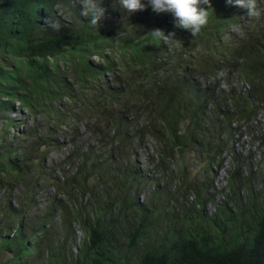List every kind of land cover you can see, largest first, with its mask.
Listing matches in <instances>:
<instances>
[{
    "label": "trees",
    "instance_id": "obj_1",
    "mask_svg": "<svg viewBox=\"0 0 264 264\" xmlns=\"http://www.w3.org/2000/svg\"><path fill=\"white\" fill-rule=\"evenodd\" d=\"M211 3L208 24L192 36L170 13L129 15L119 0H102L97 25L81 15V0H0V264H264V198L237 223L223 204L148 245L164 206L136 197L153 174L132 152L148 138L158 151L148 162L171 159L185 177L186 158L209 164L235 126L264 113V15L243 22V9ZM157 27L179 47L153 37ZM17 103L26 120L10 117ZM81 122L88 138L77 144L71 131ZM61 128L70 149L48 161ZM236 172L227 188L237 187ZM49 187L45 211L30 210L35 189ZM197 201L202 209L208 198ZM248 218L254 227L243 229ZM73 222L85 237L68 254Z\"/></svg>",
    "mask_w": 264,
    "mask_h": 264
},
{
    "label": "rangeland",
    "instance_id": "obj_2",
    "mask_svg": "<svg viewBox=\"0 0 264 264\" xmlns=\"http://www.w3.org/2000/svg\"><path fill=\"white\" fill-rule=\"evenodd\" d=\"M243 16L245 15L243 14ZM231 32L235 34L237 28ZM234 75L233 86L244 90L245 82L238 80L237 75ZM223 84L227 83L223 82ZM19 106H16V111L10 113L16 121L26 117L25 110L22 109L20 113L21 106ZM84 125L85 122H81L77 130L71 131L77 144L80 141L84 143V139L87 140L88 138V134H84L86 132ZM4 126L5 121L0 119V133ZM67 133V130L63 128L57 132L56 137L60 146L49 153L48 161L60 160L67 154L71 141V136ZM156 146L155 141L148 138L141 148L132 152L140 155L146 174L147 171L153 174L151 180L142 183L140 189L136 191L137 200L140 204L155 201L164 206L162 217L151 229V239L146 243L148 245L157 243L164 233L173 235L197 214L208 218L223 204H226V209L229 210L230 215L237 223L238 215L243 209L246 213L245 217H248L257 210L256 206L264 198V113L262 112L252 117L248 125L235 126L231 134L230 147L225 149L219 158L209 164L203 163L201 157L186 158L184 160L186 170H182L183 174L186 173L185 177L182 176L181 171L171 159H167L168 163L160 165H154L155 162H148L149 158L145 157L146 155L156 157L158 152L155 150ZM106 151L107 149L103 147L102 152ZM235 170L237 172L234 178L237 187L233 190L227 186L230 176ZM42 188L35 189L31 198L32 203L29 205L30 210L38 213L45 211V205L52 195L51 192H55L52 187ZM21 193L23 192H18L17 198L22 199ZM59 196L61 199L63 198L62 195L59 194ZM207 198L208 201L204 207L199 209L197 200H206ZM77 200L84 203L80 197H77ZM199 210H202V213H198ZM55 219H57L56 224L60 225L59 219ZM247 222L243 229L254 227V218H248ZM72 224L71 233L66 239L63 249L64 253L68 254L75 252L85 237V233L79 224L75 222ZM63 234L62 227L56 229L52 234V239L58 240ZM143 248L142 242L137 251H142Z\"/></svg>",
    "mask_w": 264,
    "mask_h": 264
},
{
    "label": "clouds",
    "instance_id": "obj_3",
    "mask_svg": "<svg viewBox=\"0 0 264 264\" xmlns=\"http://www.w3.org/2000/svg\"><path fill=\"white\" fill-rule=\"evenodd\" d=\"M81 3L83 4L81 15L89 17L92 25H97L104 18L106 10L102 5V0H81ZM225 3L244 10V12L242 11L243 22H248L251 18L262 17L264 15V9L258 6V0H225ZM119 4L129 15L137 10L142 11L149 7L155 13H170L174 26L189 31L192 36L198 35L208 24L210 10L214 9L211 0H146V2L145 0H119ZM245 18L247 19L245 20ZM51 26L57 28L58 24L52 22ZM235 28L237 27L233 26L231 30ZM151 34L153 37L168 44L170 50L173 47H179L178 44L173 45L170 43V38L174 39V33L172 32L166 34L162 28L157 27L151 30ZM16 106H19V104L17 103ZM13 111L16 110L14 109ZM21 112L22 108L20 107ZM10 117L16 121L11 115ZM25 118L23 120H26ZM28 121L31 122L30 119Z\"/></svg>",
    "mask_w": 264,
    "mask_h": 264
}]
</instances>
